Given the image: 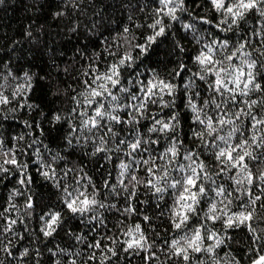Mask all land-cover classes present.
Segmentation results:
<instances>
[{
    "label": "snow or ice",
    "instance_id": "6c2138e0",
    "mask_svg": "<svg viewBox=\"0 0 264 264\" xmlns=\"http://www.w3.org/2000/svg\"><path fill=\"white\" fill-rule=\"evenodd\" d=\"M155 4L152 22L146 25L152 34L145 37L143 44L133 43L135 37L126 39L129 50L121 52L119 47L116 51L105 48L111 61L105 62L97 53L84 69L82 75L87 78L82 81L83 90L72 97L75 106L71 114L78 118L79 126L71 129L73 136L66 142L72 146L73 139H83L85 143L98 141L93 155L114 152L117 159L121 155L125 157L118 164L117 184L110 183V173L103 187L115 195L121 191L128 193L125 199L130 201L137 195V185H143L167 205L171 227L178 234L185 233L178 239L163 241L170 258L190 264L193 253H205L209 256L208 264H219L217 249L226 246L231 237L226 231L223 234L210 232L207 221H211L213 224L220 222L224 230L247 229L252 240V246L247 250L250 264H264V229L258 233L255 226L264 222L260 219L264 214V168L253 171L255 166L264 164V0H204V4L195 5L198 8L207 5L205 11L214 14L211 18L208 15L192 16L186 0H155ZM178 13H187L198 23L214 28L216 33L232 35L221 37L208 32L212 39L202 43L203 38L195 35L194 23H182L185 32L193 33V40L198 45L197 53L190 57L197 70L193 72L186 63H180L172 75L185 80V73H188L183 84L160 78L155 72L150 78L141 79L140 74H136L135 79H129L133 75L129 70L134 69L136 61L147 53L158 37L166 35L172 27L171 22H181ZM250 17L256 18L257 26L234 40L237 30L247 24ZM130 31L128 27L123 28L124 34ZM177 47L184 51L179 44ZM136 50L134 56L132 53ZM23 80L26 83L15 89L11 100L0 92V105H9L31 90L29 73L23 74ZM253 96L257 98L253 99ZM25 105L36 107L27 102ZM181 109L186 112L184 119H190L195 125L191 129L190 144H186L185 137L181 136ZM69 118L60 114L53 116L57 123ZM85 132L88 135H84ZM16 139L22 141L24 137ZM36 143L34 140L27 147L32 149ZM17 152L24 155L25 149H4L3 141H0L3 156L0 180L16 169L17 183L22 188L33 181L27 171L28 163L19 160ZM104 158L111 160L113 157L105 155ZM57 159L59 157H53V162ZM39 162L43 163L42 159ZM46 167L48 170L40 174L45 179H55V169L51 165ZM139 171L147 179H141L137 175ZM76 184L78 186L72 191L64 189L63 199L64 208L74 216L93 214L90 219L99 220L100 217L94 215L97 210L116 207L105 205L97 198L100 190L90 177L82 176ZM56 186L59 187V183ZM21 188L13 189L9 198L23 196ZM166 197L171 199L170 205ZM234 204L238 211L232 210ZM25 207H34L31 197ZM205 207L207 212L201 222L200 214ZM136 211L131 204L123 209L124 213L135 214ZM3 216L4 212H0V217ZM46 216L47 219L41 216L44 221L41 231L45 237H52L62 226L63 217L60 211L49 212ZM143 220L150 221V217L144 216ZM16 224L17 220L12 219L0 231L10 232ZM125 235L128 237L123 248L126 253L155 247L154 243H149L139 223L129 228ZM205 241L214 243L205 246ZM111 242L118 243L116 239ZM88 246L108 253L102 259L109 264L112 257L118 256L117 251L106 248L103 241ZM2 250L9 256L13 254L8 245ZM60 252L72 255L63 249ZM19 255L28 256V249ZM154 257L153 252L149 259ZM88 260H96L95 253ZM71 264H76V260L73 259ZM232 264H239V261L233 257Z\"/></svg>",
    "mask_w": 264,
    "mask_h": 264
},
{
    "label": "trees",
    "instance_id": "16d2710c",
    "mask_svg": "<svg viewBox=\"0 0 264 264\" xmlns=\"http://www.w3.org/2000/svg\"><path fill=\"white\" fill-rule=\"evenodd\" d=\"M186 3L192 16L208 15L211 18L214 15L205 11L207 5L203 8L195 6L204 4V0H186ZM155 6V0H0V92L11 100L15 89L26 83L23 74L27 72L32 77L30 91L18 96L9 105H0V141H3L4 149H25L24 155L17 152V158L28 163L27 171L33 181L21 188L17 183L16 169H12L6 179L0 180V212H4V216L0 217V228L12 219L17 220L12 231H0V264H56L57 261L71 264L73 259L76 264H109L102 259L108 253L88 246L95 241H103L106 248L117 251L118 256L111 258V264H184L178 258H170L163 245L165 239H178L179 235L185 234H178L171 227L168 207L164 202L143 185H137V195L130 201L125 199L128 193L121 191L115 195L110 189H104L103 183L109 179L110 173V183L117 184L118 164L125 157L121 155L117 159L114 152L93 155L99 146L98 141L85 143L83 139H73L72 146L66 142L73 136L71 129L79 126L78 118L71 114L75 106L72 97L83 90L82 81L87 78L82 75L84 69L97 53L105 62H110L112 58L105 48L116 51L119 47L121 52L129 50L126 39L135 37L133 43L143 44L145 37L152 34L146 25L152 22ZM178 15L181 22H171L172 27L166 35L158 37L147 53L136 61L134 69L129 70L133 72L129 79H135L136 74H140L141 79L150 78L155 72L160 78L183 84L188 73H185V80L172 75L174 70L179 69L180 63H186L193 72L197 70L190 57L197 53L198 45L193 40V33L185 32L182 23H194L197 29L195 35L203 38L202 43L212 39L208 32L221 37L232 35L216 33L214 28L198 23L187 13ZM257 24L256 18L250 17L233 39L250 33ZM125 27L131 30L129 34L123 33ZM177 44L184 48L183 52ZM137 52L132 54L135 56ZM197 84L200 82L197 81ZM25 102L36 107L29 108ZM55 114L71 118L57 123L53 120ZM185 114V110L181 109V136L185 137L186 144H190L191 129L195 125L190 119H184ZM84 135L88 134L85 132ZM20 136L24 140L16 139ZM34 140L37 143L29 149L27 146ZM105 155L113 158L106 160ZM53 157L59 159L53 162ZM41 159L43 163L39 162ZM2 160L0 154V162ZM47 165L55 169V179H45L40 174L48 170ZM261 168L264 164L255 166L253 171ZM85 175L100 190L97 198L105 205L116 206L97 210L94 215L99 216V220L90 219L93 214L74 216L63 206L64 189L72 191L78 186L76 181ZM137 175L147 179L142 171ZM16 188H21L24 195L10 199ZM88 191L91 193L92 189ZM28 197L34 204L32 209L25 207ZM166 200L168 205L172 203L167 197ZM129 204L136 208L135 214L123 212ZM232 210L239 209L234 204ZM55 211L62 214V226L52 237H45L41 231L44 228L41 216L47 219L46 214ZM204 212H207V207L200 214L201 222L204 221ZM144 216L150 217V221H144ZM260 219L264 220V214ZM137 223L141 224L149 243H154L155 247L126 253L123 251L126 247L124 241L128 239L125 233ZM255 226L259 233L260 229H264V222ZM207 227L210 232L218 234L226 231L231 237L226 246L217 249L219 264H232L233 257L239 264H250L247 250L252 246V240L247 229L224 230L220 222L213 224L211 221H207ZM77 236L81 239H75ZM112 239L118 243L114 245ZM9 241L11 244H8ZM212 243L205 241V246ZM4 245L12 249V256L2 250ZM25 249H28V256L21 257L19 254ZM61 249L72 255L62 254ZM153 252L155 257L149 259ZM93 253L96 260L89 261L88 257ZM192 257L190 264H200V261L208 264V254L193 253Z\"/></svg>",
    "mask_w": 264,
    "mask_h": 264
}]
</instances>
